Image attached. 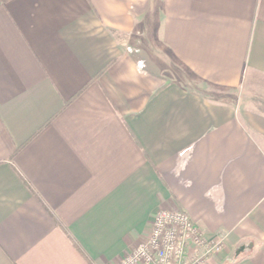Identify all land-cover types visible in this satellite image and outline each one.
<instances>
[{"label":"crops","instance_id":"0c3cea01","mask_svg":"<svg viewBox=\"0 0 264 264\" xmlns=\"http://www.w3.org/2000/svg\"><path fill=\"white\" fill-rule=\"evenodd\" d=\"M162 208L264 264V0H0V264H118Z\"/></svg>","mask_w":264,"mask_h":264},{"label":"built area","instance_id":"2783aa9c","mask_svg":"<svg viewBox=\"0 0 264 264\" xmlns=\"http://www.w3.org/2000/svg\"><path fill=\"white\" fill-rule=\"evenodd\" d=\"M224 238L210 240L182 208H162L153 218L149 235L118 264H208Z\"/></svg>","mask_w":264,"mask_h":264},{"label":"rangeland","instance_id":"374dc122","mask_svg":"<svg viewBox=\"0 0 264 264\" xmlns=\"http://www.w3.org/2000/svg\"><path fill=\"white\" fill-rule=\"evenodd\" d=\"M168 60H169V57H168ZM168 64H169L168 68H165L166 69L165 71H166L168 76L175 78V77H178L179 75H181L179 73V69L175 68L173 63H170V61H169Z\"/></svg>","mask_w":264,"mask_h":264}]
</instances>
